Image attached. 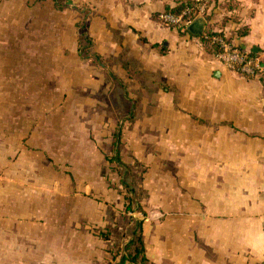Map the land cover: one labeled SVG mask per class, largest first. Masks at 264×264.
<instances>
[{
	"label": "crops",
	"instance_id": "obj_1",
	"mask_svg": "<svg viewBox=\"0 0 264 264\" xmlns=\"http://www.w3.org/2000/svg\"><path fill=\"white\" fill-rule=\"evenodd\" d=\"M185 1L0 0V264L116 261L101 233L131 196L103 173L120 121L150 263L264 264V72L229 70L202 38L264 68V0H195L202 35L161 21Z\"/></svg>",
	"mask_w": 264,
	"mask_h": 264
},
{
	"label": "trees",
	"instance_id": "obj_2",
	"mask_svg": "<svg viewBox=\"0 0 264 264\" xmlns=\"http://www.w3.org/2000/svg\"><path fill=\"white\" fill-rule=\"evenodd\" d=\"M59 2V7L62 8L66 6V4H71V0H56ZM197 4V1L195 0H187L185 2H182L178 7L173 9H167L164 11V13H171L174 15H182L183 18L186 20L188 19H195L199 15V10L197 8H194ZM194 8V9H192ZM185 11H190L189 13H184ZM87 18L83 21H86ZM85 26L84 23H82V27ZM174 26V25H171ZM182 27V26H180ZM187 30V29H186ZM214 35H221L218 33H207L203 34L202 38L205 41V43L209 44L210 47L213 48L214 52L218 54L219 48L218 46L213 43L212 37ZM84 41V43H83ZM80 48L81 55L83 57H87L90 53L89 49L91 48V40L87 37L83 39ZM100 58L96 54L95 55V61L99 62ZM131 118V117H129ZM124 122V121H120ZM122 125L119 123L118 127L114 133V141H113V150L111 154L106 155V160L111 164L114 165L115 168H122L124 172L120 173L121 177V184L127 188L128 193L133 196L135 193V187L131 186L130 183H128L126 179V175H129V166L126 165L121 157V146H122ZM133 201L132 197H128L127 202L125 203V211L130 212L134 211V209L143 210L140 202L136 203V207H133ZM130 223L133 224V228L130 230V236L129 238L122 244V246H117V249L114 248L109 249L108 251L112 255V259L116 260L113 264H125L126 262L130 264H152L150 263L149 259L146 255V248L145 243L142 236V227H143V219H131ZM101 236L105 240L111 239V231L107 229L106 232L101 233Z\"/></svg>",
	"mask_w": 264,
	"mask_h": 264
},
{
	"label": "rangeland",
	"instance_id": "obj_3",
	"mask_svg": "<svg viewBox=\"0 0 264 264\" xmlns=\"http://www.w3.org/2000/svg\"><path fill=\"white\" fill-rule=\"evenodd\" d=\"M82 23H84L85 26L82 27ZM90 24L91 21H76L75 23V29H76V33H77V41H78V46H79V57L81 58V60H83L86 64L85 66L88 67L91 79L95 80V62L98 64L97 61H95V43L93 42V38L91 37V31H90ZM87 37L91 40V48L89 49L90 53L87 57H83V55H81L80 52V48H81V44L83 39ZM84 43V41H83ZM52 85H56L55 83H52ZM55 91H58L62 94H64V90H53V97H56L55 95ZM69 91V90H68ZM68 91H65L66 93H68ZM112 91V89H111ZM83 92V91H81ZM111 92H107L104 95H100L101 98H105L106 99L109 97V94ZM77 91L74 90V97L77 98H83V95L81 94H77ZM62 97V96H61ZM92 99L95 100V93H93L92 95ZM53 109H55L53 107ZM108 106L106 105L105 107L101 108V111L107 110ZM90 110V108L88 109ZM69 111V110H68ZM112 118H114L112 115H110ZM92 119H95V108L91 109V111H89L88 113V120L92 121ZM121 125H123L124 123L121 122ZM92 126H95L92 122ZM111 152H108L107 154H111ZM108 162V161H107ZM108 168V167H107ZM129 175H126V179L128 181V183H130L131 186L135 187L137 189L136 194L133 196H130V194L127 191V188H124L123 186H121V189H124V194H127V196L129 195L130 197H132V201H133V207H136V203L140 202L143 199L144 193L142 190H140L138 188V184L141 177V172H142V167H137L135 169H133L132 166H129ZM125 170V169H124ZM124 170L122 168H115L114 165L110 164V167L108 169H104L103 173H104V178L107 179V181L109 180V183H111L110 180H113L114 177H120V173L124 172ZM120 172V173H119ZM112 187L114 189H117V187L114 186V184H112ZM123 187V188H122ZM141 204V202H140ZM121 209V208H120ZM118 210V209H117ZM120 213H125L123 214H119L117 217L114 216L113 219L111 220V223H109L111 226H113V229H111V248H114L115 250L117 249V246H122V244L129 238L130 236V230L133 228V224L130 223L131 219H137V218H143L145 216L144 211H141L139 209H134V211H130L127 212L125 211V209H121L118 210ZM137 217V218H135Z\"/></svg>",
	"mask_w": 264,
	"mask_h": 264
},
{
	"label": "built area",
	"instance_id": "obj_4",
	"mask_svg": "<svg viewBox=\"0 0 264 264\" xmlns=\"http://www.w3.org/2000/svg\"><path fill=\"white\" fill-rule=\"evenodd\" d=\"M198 10L201 12L203 11V8L198 7ZM189 12L190 11H185L184 13ZM160 19L164 24L174 25L177 27L182 26L183 29H187L189 24L194 20H186L182 15H174L171 13H162L160 15ZM212 41L219 48V52L217 54L218 59L229 70L240 71L249 75H261L264 72V68L261 66V62L258 59L252 57L249 52L237 48L233 42L225 37L213 36Z\"/></svg>",
	"mask_w": 264,
	"mask_h": 264
},
{
	"label": "water",
	"instance_id": "obj_5",
	"mask_svg": "<svg viewBox=\"0 0 264 264\" xmlns=\"http://www.w3.org/2000/svg\"><path fill=\"white\" fill-rule=\"evenodd\" d=\"M205 28V20L202 17L195 18L188 26V30L194 35H202Z\"/></svg>",
	"mask_w": 264,
	"mask_h": 264
}]
</instances>
